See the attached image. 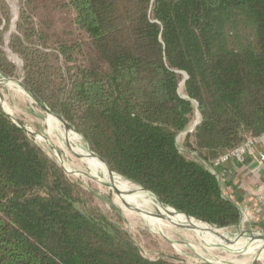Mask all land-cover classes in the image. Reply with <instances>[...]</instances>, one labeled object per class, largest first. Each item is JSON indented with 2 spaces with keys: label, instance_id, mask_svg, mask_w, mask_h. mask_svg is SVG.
<instances>
[{
  "label": "trees",
  "instance_id": "obj_1",
  "mask_svg": "<svg viewBox=\"0 0 264 264\" xmlns=\"http://www.w3.org/2000/svg\"><path fill=\"white\" fill-rule=\"evenodd\" d=\"M57 9L85 41L50 35L42 11ZM18 32L10 47L24 83L116 175L212 227L241 224L210 169L264 135V0H24ZM15 71L0 48V72ZM196 111L201 122L184 147L201 160L178 145ZM0 264L184 263L145 258L117 222L88 209L0 103Z\"/></svg>",
  "mask_w": 264,
  "mask_h": 264
},
{
  "label": "rangeland",
  "instance_id": "obj_2",
  "mask_svg": "<svg viewBox=\"0 0 264 264\" xmlns=\"http://www.w3.org/2000/svg\"><path fill=\"white\" fill-rule=\"evenodd\" d=\"M1 1L5 4L9 23L4 21L0 27L3 32L0 48L16 66V71L13 76H5L0 72V103L13 121L22 124L34 143L49 158L55 160L68 178L77 184L84 205L88 209L99 210L117 222L131 236L143 256L150 260L164 259L184 264H264V240L258 238V235L264 234V230L254 228L250 222L244 223V226L220 230L219 233L224 237L220 238L209 232L193 230L192 224L186 219H176L174 212L169 213L168 210L171 209L161 206L151 193L146 192L147 202L136 194L122 193V197H119L114 188L106 184L113 182L110 174L106 175L105 171H102L105 165L92 166L91 157L98 158L92 156L94 152L83 137L73 128L68 131L61 121L48 114L25 89L28 86L23 81L24 61L10 47L12 36L19 33L18 24L24 0ZM42 13L48 16L52 23L50 35H56L66 41H85L72 25L73 17L70 12L57 9ZM40 15L42 14L39 12L32 15L35 23L42 20ZM85 54L87 58L92 56L88 47ZM184 80L185 75L180 85V94L183 97ZM200 122V113L196 111L187 131L178 137L180 150L191 159L201 160L198 153L184 147V139ZM73 135L77 138L74 139ZM160 208L165 209L168 212L166 216L173 219L162 216Z\"/></svg>",
  "mask_w": 264,
  "mask_h": 264
},
{
  "label": "crops",
  "instance_id": "obj_3",
  "mask_svg": "<svg viewBox=\"0 0 264 264\" xmlns=\"http://www.w3.org/2000/svg\"><path fill=\"white\" fill-rule=\"evenodd\" d=\"M261 153L264 154V135L243 161L232 159L210 170L222 175L223 191L240 208V226L250 222L254 228L264 230V205L258 203V196L264 195V168L258 159Z\"/></svg>",
  "mask_w": 264,
  "mask_h": 264
},
{
  "label": "water",
  "instance_id": "obj_4",
  "mask_svg": "<svg viewBox=\"0 0 264 264\" xmlns=\"http://www.w3.org/2000/svg\"><path fill=\"white\" fill-rule=\"evenodd\" d=\"M25 87V86H24ZM25 89L31 94V95H33V97H34V99H35V101L37 102V103H39V105L48 113V114H50V115H52V116H54L57 120H59V121H61L64 125H65V128L69 131V130H71V127L68 125V123L66 122V121H64L62 118H60L58 115H56V114H54V113H52L51 111H50V109L46 106V105H43L41 102H40V100L27 88V87H25ZM17 123V122H16ZM200 123H198L197 124V126L199 125ZM196 126V127H197ZM90 156V155H89ZM92 156H94V157H96V158H98L99 159V161L103 164V165H105V167L107 168V170H108V172H109V174L112 176V175H114L115 174V172L114 171H112V169L108 166V164L103 160V159H101L100 157H98L95 153H93L92 154ZM141 189L142 190H144V191H146V192H148L147 190H145L144 188H142L141 187ZM114 190H115V192L117 193V195L119 196V197H122V193L116 188V187H114ZM148 193H151V192H148ZM152 194V193H151ZM152 195H154V194H152ZM155 196V195H154ZM156 197V196H155ZM157 199H158V201H159V203L162 205V206H165L163 203H162V201L158 198V197H156ZM166 207V206H165ZM169 209H171V210H173V212H174V214L177 216V215H181V216H183V217H185L188 221H192V222H194L195 224H201L202 226H204V227H196V228H198L199 229V231H203V232H209V233H212V234H214V235H216V236H218V237H220V238H224L220 233H219V231L220 230H226V229H230V228H226V229H219V228H216V227H212V226H210V225H208V224H206V223H203V222H201V221H198L197 219H195V218H192V217H190V216H188V215H186V214H183V213H180V212H177L175 209H173V208H170V207H168ZM137 211H140L139 209H136ZM146 214H149V215H151L150 213H146ZM194 226H196V225H194ZM196 228L195 229H193V228H190V229H193V230H196ZM197 229V230H198ZM259 237L258 238H260V239H262V240H264V234H261V235H258Z\"/></svg>",
  "mask_w": 264,
  "mask_h": 264
},
{
  "label": "bare ground",
  "instance_id": "obj_5",
  "mask_svg": "<svg viewBox=\"0 0 264 264\" xmlns=\"http://www.w3.org/2000/svg\"><path fill=\"white\" fill-rule=\"evenodd\" d=\"M73 138H77L76 135H73ZM91 164L93 167H102V163L100 161H98V159H93L91 157ZM103 170L102 171H105V174L109 175V172L107 173V170L105 169V167H102ZM100 170V169H99ZM110 179H111V182H113V184L111 183H106L105 181H103L104 183H106L109 187L111 188H114L116 187L121 193H124V194H136L137 196L140 197V199H143L145 200L146 202L148 201V196L147 194L144 193V190H142L140 187L132 184L130 181H127L126 179H123L122 177H120L119 175H112L110 176ZM136 196V197H137ZM132 198V197H131ZM119 199V198H118ZM156 201L159 203V201L156 199ZM152 203V202H151ZM160 204V203H159ZM161 205V204H160ZM162 206V205H161ZM168 210V209H167ZM160 211H161V215L164 216V217H167L166 214L169 212V213H173V211L171 210H168V212L163 209V208H160ZM186 219L185 217L181 216V215H177L176 216V219ZM167 219H173L171 216ZM187 220V219H186ZM175 223V222H174ZM190 223L192 224L193 228L195 229L196 227L198 226H194L196 225L194 222L190 221ZM198 228H196L197 230ZM199 230V229H198Z\"/></svg>",
  "mask_w": 264,
  "mask_h": 264
},
{
  "label": "built area",
  "instance_id": "obj_6",
  "mask_svg": "<svg viewBox=\"0 0 264 264\" xmlns=\"http://www.w3.org/2000/svg\"><path fill=\"white\" fill-rule=\"evenodd\" d=\"M259 138L260 137L251 138L248 141H246L244 144H242L239 147H237L236 149L226 153L224 156H222L221 158H219L215 162V166L227 163V162H229L232 159H236L238 161H243L244 156L247 154V152H249L259 142ZM258 159H259L260 164L264 168V154L261 153L260 156L258 157ZM215 174L218 176L219 180L222 183V179H223L222 175L221 174H217V173H215ZM225 195L227 196L226 193H225ZM258 203L261 204V205H264V195L263 194L258 196Z\"/></svg>",
  "mask_w": 264,
  "mask_h": 264
}]
</instances>
